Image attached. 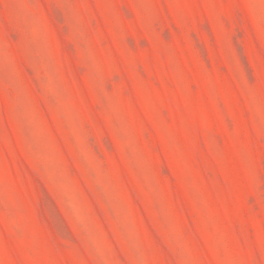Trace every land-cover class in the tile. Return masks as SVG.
I'll return each instance as SVG.
<instances>
[{
	"label": "rangeland",
	"instance_id": "1",
	"mask_svg": "<svg viewBox=\"0 0 264 264\" xmlns=\"http://www.w3.org/2000/svg\"><path fill=\"white\" fill-rule=\"evenodd\" d=\"M0 264H264V0H0Z\"/></svg>",
	"mask_w": 264,
	"mask_h": 264
}]
</instances>
